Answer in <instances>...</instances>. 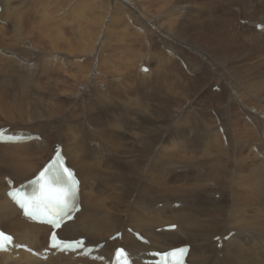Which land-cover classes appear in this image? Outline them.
Here are the masks:
<instances>
[{
	"label": "bare ground",
	"instance_id": "1",
	"mask_svg": "<svg viewBox=\"0 0 264 264\" xmlns=\"http://www.w3.org/2000/svg\"><path fill=\"white\" fill-rule=\"evenodd\" d=\"M31 1L0 0V53L5 57L0 56L14 60L19 66L15 68L7 64L9 70L0 69V73H4L1 80L5 82L11 78L25 93H29L31 106L27 111L18 109L22 117L23 112H27V117L40 119L38 108L43 105V118L59 116L60 127L54 133H48L37 123L33 124L36 129L15 126L11 128L12 131L30 132L41 139L0 142V228L13 234L18 243L39 251L47 248L50 228L22 216V211L7 196L10 188L7 179L14 181V187L31 179L52 156L55 144H60L67 164L76 170L81 180L82 205L75 219L65 223L59 231L62 239L84 237L88 245L104 242L99 253L107 259H111L116 247H125L138 263L142 258H151L147 256L149 251L163 252L189 244L188 262L191 264H264V114L250 107L253 97L264 98V57L258 56L256 51L259 45L264 44V29L256 30L257 25H264V22L255 15H251V18L240 16L243 12H253L254 6L244 0H224L226 3L222 4L221 10L223 7L228 9L226 4L230 8L229 3H232V7L236 6V12L232 8V12L223 9L228 13L227 20L232 21H219L217 24L208 19L211 24H217L211 27L200 21L194 15L196 12L187 16L183 11H177L175 8L178 6L173 3L175 0H166L163 14L169 17L174 11L178 16L173 23L165 24L149 19L151 15L147 8L138 3L135 6L133 0H109V4L108 0L100 4H94V0ZM206 1L211 6L219 4L215 0ZM234 1H240L243 8L233 4ZM13 3L24 11L33 8L24 12ZM122 3L127 4L128 9L122 15L125 19L121 32L124 38L130 40L128 45L123 42L131 51V56L124 59L129 62L127 71L130 75L123 76L127 83L121 79L124 84L116 85L110 76L112 71L116 72L111 69L115 66L113 54L108 53L112 48H105L108 52L101 48V44L112 37V29L110 27L109 31L108 25L105 26L100 37L98 31L103 29V18L110 7L112 11L119 7V12L110 15L113 23H109L121 21V16L114 17V14H119L120 9L125 10ZM51 4H57L54 10L49 9ZM107 4L112 6L107 7ZM89 8L97 19H94L96 24L98 20L101 22L96 29L86 13ZM213 8L217 9L216 6ZM233 17L237 23L239 19L250 18L247 23L254 20L252 33L245 35L244 32L251 29L239 23L242 31H238ZM83 23L89 25V31L81 28ZM220 23L221 26H218ZM4 25L12 26V31L9 32L10 27L5 29ZM34 29H38L40 34ZM164 31L166 33L163 35ZM117 34L119 36L118 31ZM176 35L202 43L199 45L214 59L221 61L228 74L241 80L239 82L244 85L245 91L237 88L230 98L251 113L242 110L245 112L243 123L232 111L231 105L219 103L227 105L231 116L237 117L228 121L218 118L216 125H207L198 116L196 120L192 116L194 120L190 121L186 114L181 137H173V132L162 133L159 118L161 110L168 109V101L159 102L160 87H172L168 78L170 70L172 67L183 70V64H186L182 59L178 62L173 58L177 56L170 45L176 44L170 39ZM88 36L91 40H95L96 36L99 38L98 45L97 41L94 44L98 46L96 50L93 45L90 46L93 41ZM136 39L138 41H133ZM19 46L25 47L23 54L9 49L7 53L5 51L7 48L19 49ZM90 47L92 52L89 51ZM166 47L172 50L166 53ZM153 49L168 58L171 66L162 65L161 55L157 57V67L149 65L154 63V54L150 52ZM178 52L186 57L183 51ZM35 60L37 64L34 65H38L37 71H41V75L45 73L50 76L60 70L58 76H63L64 84H60L63 93L52 95L50 89L37 91L40 84H35V76H21L19 70ZM186 61L189 65L188 58ZM142 66H151L147 73L152 75L150 80L141 71ZM56 79L58 77L54 79V85H57ZM98 79L104 82L99 83ZM103 83L106 85L104 89L101 86ZM109 85L116 88L111 89ZM149 95L155 100L153 104L146 101ZM69 105L71 107L67 112L65 110ZM148 113L151 122L143 125L142 115L147 116ZM126 121H132V125ZM188 124L194 127L193 132L187 129ZM6 126L0 125V128ZM127 128L130 129L129 136L124 138L120 131ZM173 163L186 172L176 173L179 183L170 185L171 181L166 176L174 172ZM26 173L31 175L19 180L20 175ZM170 192L180 195L172 199L169 198L173 195ZM132 197L134 201H131ZM175 203L181 205L176 207ZM171 224L177 225L176 230L163 229ZM127 228L140 232L148 243L138 241ZM157 228H161V231H157ZM117 232L122 233L121 238L110 239ZM230 233L232 235L226 238ZM214 238L221 240V247H217L219 241H214ZM165 242L171 243L161 247ZM220 254L222 259H219ZM0 264L104 263L88 257L78 258L73 254H55L53 251L47 259H42L24 249H13L11 253H0Z\"/></svg>",
	"mask_w": 264,
	"mask_h": 264
},
{
	"label": "rangeland",
	"instance_id": "2",
	"mask_svg": "<svg viewBox=\"0 0 264 264\" xmlns=\"http://www.w3.org/2000/svg\"><path fill=\"white\" fill-rule=\"evenodd\" d=\"M157 1H159V2H157ZM180 1L176 2V0H175L173 2V3H176V5L178 6V8H175L177 11H183L187 16H188L189 13L191 14V12H193V14L196 12L197 14L195 13L194 15L195 16L197 15V17L200 18V21L206 22L209 26L211 25V27H213V25H217L219 21L220 22L223 21L224 23H228V22L232 21L231 19H230L231 21L227 20L228 13L225 12L223 9H225L227 11H231L230 9L232 8V10L234 12H236V10L234 9L236 6L232 7V3H229L230 4V8L228 7L227 4L225 6L229 10L223 7V9H222L223 11H222L220 8H222L221 6H222L223 3H226V1H224V0H215L219 4L214 5V6L213 5L211 6V4H209L206 0H191V1L190 0H188V1L183 0V4H182V0H180ZM244 1L246 3L254 6L253 7V12H250L249 14L243 12V13H241L240 16L241 17H246V16L250 17L251 15H255L258 20H261V22H264V0H244ZM31 2L32 1L29 0V3H31ZM102 2H103V0H94V4L95 3L100 4ZM153 2H155V3H153ZM16 3H18V2H16ZM26 3H28V0H27ZM135 3H138L139 5L145 6L147 8V10H148V13L151 15V17L149 19H153V21H158V23H160V24L161 23H164V24L165 23H173L174 19L176 20V16H178V14H175L174 11H172V13L170 14L169 17H165L164 16L165 14H163V10H164L163 7L165 8V6H166V3H167L166 0L165 1L164 0H137V2H136V0L135 1L133 0V4L134 5H135ZM205 3H206V5L208 7L205 5ZM19 4L20 3H18V5ZM108 4H109V0H108ZM108 4H107V7H110V5L112 3L110 5H108ZM233 4H236V5H238V7H240V8L242 7L243 8V5H242V3L240 1H234ZM13 5L16 8L18 7L19 8V9L17 8L18 10L24 11V10H22L21 6H16L14 3H13ZM56 5L55 4H53V5L51 4L50 5L51 7L50 8L47 7V8H49L51 10H54V8H55L54 6H56ZM121 6L123 8H125V10L124 9H120V13L119 14H114V17H117L118 15H120L121 16V21L116 22L115 24H111V23H113V20H112V17L110 15H112L113 13L119 12V10H118L119 7L118 8L116 7L117 10L114 9L113 11H112V9H113L112 7H110L111 10L109 8H107L109 10H106L107 13H105L104 18H103V22H102L103 23L102 24V28L103 29L98 31V35L100 37L101 34L103 33V30H104L105 26L108 25L107 27L109 28V31H111V29H112V31H111L112 37H110L109 40L106 39L104 41L106 43L103 42L101 44L102 45L101 48L102 49L103 48L104 49L105 48L108 49V47H109V49L112 48V50H109V52L106 49H105V51H107L109 54H113L111 56L114 57L113 63L115 64V66H113L114 68L112 67L111 69H114V71H116V72L112 71L110 73V76L112 78H114V83L116 85H123L124 83L128 82L127 80H125L126 77H123V76L129 74V72L127 71L129 62H127L124 59L126 57L129 58L131 56V53H130L131 51H130V49L127 48V45L130 43V40H128L129 39L128 37H127L128 39L124 38L125 35L123 36L122 32H121L124 29V27H123L124 26L123 18L125 19V17L122 16V15H124L125 11L128 10V9L126 10L127 4L122 3ZM215 6L217 7V9L213 8ZM31 8H33V6L30 7L29 9H31ZM40 8H42V7L40 6ZM203 8L204 9L206 8V9L204 10ZM212 9H213V11H212ZM4 10H5V8L3 9V11ZM28 10H25V11H28ZM202 10H203V12H202ZM4 12H2V13H4ZM86 13H87V15L89 17V20H90L93 28L96 29V25L99 26V24L101 22L98 20V22H97L98 24H96V21L94 20L96 18L93 15V10L91 8H89ZM207 14L211 18H209V16ZM214 14H216V15H214ZM106 16H107V18H106ZM213 17H215V18H213ZM220 17H221V19H220ZM3 18L7 19L6 21H8V18H6V17H3ZM202 18L203 19L205 18V19L203 20ZM250 18H246L247 19V20H245L246 22H244V19H241V20L239 19V21H238V23L241 24V26L249 27L251 29V30L248 29V31H245L244 32L245 35H248V34L252 33V28H254V25H253V21L254 20L250 21V23H247V21H249ZM146 19H148V17ZM156 19H158V20H156ZM208 19H210V20L212 19L211 21H216L217 24L215 22H213L214 24L213 23L211 24L210 23L211 21L208 22ZM233 20H234V17H233ZM8 22H10V21H8ZM109 22H111V23H109ZM223 22H221V23H223ZM221 23L218 26H221ZM238 23L235 21V23H234L235 28L238 31H242V29H240L241 27L238 25ZM110 24L112 26L113 25L114 26L112 27V26H110ZM85 25L86 24L83 23L81 28L87 29L89 31L90 30L89 25H86V26ZM110 27H111V29H110ZM114 27L117 28V29L119 28V29L116 30ZM4 28L5 29L9 28V30H10L9 32L12 31V26H10V25L9 26L4 25ZM137 28H140V27H137ZM113 29L116 32H114ZM34 31H36L38 34H40V31L38 29H34ZM101 31H102V33H101ZM109 31H108V34H109ZM117 31L119 33V36H117L118 35ZM93 32L94 31L92 30L91 35H90L91 39H92V33ZM131 32H133V31H131ZM133 33L135 34L136 32H133ZM164 33H166V32L164 31L162 34L164 35ZM136 35H138V34H136ZM90 36L87 37L89 40H91ZM88 39H87V42H88ZM98 39L99 38L96 36L95 40L94 39L91 40V42L93 41V43L90 46L92 47V45H93L94 46V50H96L97 47H98V46H96V45H98V42H99V41H97ZM164 40L165 41H169V39H164ZM107 41H109V42H107ZM133 41L136 42L138 40L136 39V40H133ZM170 41H172L173 43L176 44V45H174V44L170 45L171 48H174V52H175V54L177 56V57L173 56V58L175 60H177L178 62H180V60L182 59L183 61L186 62V64H187L186 60L188 58L189 65L187 64V66H186V64H183L184 65V68L182 67L183 70L181 68H180V70H178V69L172 67V70H170V72H169L170 74H169V77H168L169 78V83L171 84L172 87L167 88V89H165L163 87H160V92H159V95H160L159 98L160 99H158L159 102L160 101L164 102V100H166V102L167 101L169 102V103L167 102L168 109L167 110H161L162 113L160 114V118H159L160 121H161L160 124H161L162 133H164V135H166V134H169V133L173 132V135H172L173 137L176 138L175 135H178L177 137H181L180 134H181V132L183 130L182 126H183V124H185V122L183 121V117H184V115L186 116V114L189 116L190 121L194 120V119L196 120V119L199 118V119H201V121L204 124H207V125H211V124L212 125H216L218 118L225 119V120L228 121L230 118L231 119H235L237 116L240 118V120L243 123L242 116L245 114V112L247 114H251V113H249L247 111V109L243 105H241V103H238L237 101L233 103V100L230 98L231 95L234 93V91L237 88H239L242 91H245L244 85H242L239 82L241 80L240 79L236 80L235 78H233L232 75H230V73L228 74L227 73L228 70L224 67V64L221 61H218V60L214 59L211 55H209V53H207L208 51H205L202 48V46L199 45V44H202V43L195 41V39H192L190 37L186 38V37H181L179 35H176L175 38L172 39V40L170 39ZM95 42H96V45H94ZM123 42H124V44L127 43V45L125 46L123 44ZM109 44H110L111 47L109 46ZM120 44H123L124 46L123 45L120 46ZM159 45H160V43H159ZM159 45L157 44V47ZM161 46H162V48L164 47V43L163 42H162ZM177 46L179 48H177ZM91 47H90L91 50H89L90 52H92V48ZM95 47H96V49H95ZM18 48L19 49L7 48V49H5V51L9 49V51L20 52L21 54H23L22 52L25 50V47L19 46ZM117 49H119V50H117ZM175 49L178 50V51H183L187 58L181 52H178ZM263 49H264V44L261 45V46L259 45V48L256 50L258 56L264 57V52H263L264 50ZM168 50H172V49L166 47V49H165L166 53H168ZM145 51L149 52L146 49H145ZM150 52H151V54L152 53L154 54V56L152 57V59L154 60V63H149V65H153V66L157 67L156 63H158V61L156 62V60H157V57H159L161 55V57H162V60H161L162 65L171 66V62L168 60V58H166L164 55H162L160 51H158L157 49H153ZM6 53H7V51H6ZM1 55H3V54H1ZM121 57H122L123 60L121 59ZM146 57H149V55L146 54ZM121 60H122V62H121ZM123 61H126V62L123 63ZM37 62L39 63V61H37ZM143 62L145 63V61H143ZM7 64L12 65L15 68H19L18 64L14 60H9L7 58H3L2 56H0V69H2L3 71L9 70L10 67ZM34 64H37L36 60L35 61H31V63H28L26 65L27 66L26 68H24V69L21 68L22 70H24V71L19 70V73L21 74V76H23L24 78H29L30 76H35V84L36 83L40 84V86L38 87L37 91L43 92L44 90H48V91L52 90V92H51L52 95H55V93H57V92L58 93H60V92L63 93L64 92V91H61V89L63 87L60 85V84L63 83L62 82V77L63 76H61V75L58 76V74L60 73V70H57L55 74H52L50 76H47L45 73H42L43 75H41V73H39L41 71H37V69L39 68L38 65L35 66ZM125 66H126V68H125ZM149 67L151 68V66H149ZM118 68L120 69V73H119V69ZM71 73H73V72H71ZM134 73H135V71L132 74V78L134 76ZM0 75H1L0 76V125L1 126L2 125H7L8 127H10V130H12L11 128L15 127V126H27V127L36 129V127L33 126V124L37 123L38 125H42L43 129L46 132H48V133H54L56 130L59 129V127H60L59 116L57 118L56 117L55 118H43V105H39V108H38L39 112H40V115H41L40 119L30 118L29 115L27 117L26 116L28 114L27 112H23V117H22V114H20L22 112L20 110V113H19L18 109H25L27 111L28 108L31 106L30 103H29V93H25L18 85L15 84L14 80L11 79V78H9V81L5 80V82H3L1 80V78L4 77L3 76L4 73H0ZM96 76H98V75H96ZM49 77H51V78H49ZM56 77H58V79H56V84L60 85V86L54 85L53 81H54V79ZM145 77H148V79L150 80L152 75L146 73ZM98 78H99V76H98ZM121 79L124 80V83L121 82ZM69 81L71 83V78L69 79ZM97 81L99 83H102L101 81H103V79H98ZM215 83H217V85H215ZM103 84L101 86L104 89V88H106V85L105 84L103 85ZM212 85H214V86H212ZM215 86H217V88H215ZM109 87H111V89L112 88H116L113 85H109ZM31 91H30L31 93L35 92L34 90H31ZM41 94H40V96H41ZM164 95H166V96L164 97ZM217 95H219V96H217ZM168 96H170V97L172 96L171 97L172 101H171L170 97L167 98ZM164 98H166V99H164ZM49 100H51V99H49ZM146 101L149 104H153L155 102V100L150 95L146 97ZM55 102H57V101H55ZM219 103L231 105L232 106V111L234 113H236L237 116L236 117H235V115L231 116V111H229L228 108H227L228 106L227 105H218ZM82 106H84V104H82ZM70 107L71 106L69 105V107H67V109L65 111L68 112ZM165 107H166V105H165ZM165 107H164V109H166ZM250 107L254 111L261 110L262 113L264 114V98L262 96L253 97V100L250 103ZM84 108H85V106H84ZM15 110H18V112L15 111ZM242 110L245 111V112H243ZM15 112L17 114H19L20 116H18ZM217 112H219V114ZM24 115H25V117H24ZM176 116H177V118H176ZM192 116H194L195 118L192 119L193 118ZM197 116H198V118H197ZM61 117H63V115H61ZM150 117H151V115L149 116V113H148L147 116H143L142 115V118H141L142 120L141 121L143 122V125H149L150 124V122H151L150 121ZM246 118H247V116H246ZM167 120H169V121H167ZM127 123L132 125V121H129ZM177 123H178V126H177ZM164 126H166V127H164ZM167 126H168V128H167ZM180 126H181V128H180ZM188 126L189 127L187 129L189 131L193 132L194 131V127L191 124L190 125L188 124ZM129 131H130V129L127 128L125 130H121L120 133L125 138V137L129 136ZM173 164L174 165H173L172 169L174 170V172L171 170L172 172H170V174L166 176L171 181L170 185H173L174 182L176 184L179 183L178 182L179 180H176L177 179V174L176 173L179 174V173L186 172L185 170L177 167V164H175V163H173ZM162 174H163V172L161 171L160 175H162ZM30 175H31L30 173L22 174V175H20L19 180H22V179H24V178H26V177H28ZM170 194H173V195L169 196V198H172V199L173 198L175 199V198H177L180 195V193H174V192H170ZM220 199H218V200H220ZM131 201H134V197L131 198ZM159 229L160 228H157V231ZM214 241H216L215 238H214ZM170 243L171 242H165V243L162 244V246L161 245L160 246L164 247V246H167V244H170ZM172 243H174V242H172ZM203 251L205 252V250H203ZM219 259H222L221 254L219 256Z\"/></svg>",
	"mask_w": 264,
	"mask_h": 264
},
{
	"label": "snow or ice",
	"instance_id": "3",
	"mask_svg": "<svg viewBox=\"0 0 264 264\" xmlns=\"http://www.w3.org/2000/svg\"><path fill=\"white\" fill-rule=\"evenodd\" d=\"M3 137H0L2 139ZM38 181L41 182V189L39 196L32 198L19 197L26 209L37 211L42 206H51L50 214L52 216V223L56 227H60V219L66 215V209H69L72 205L77 182L73 179L72 173L64 168L63 165L57 160L51 162L43 171L39 173ZM14 199L18 198L17 190L9 193ZM172 227H175L174 225ZM54 243L52 247L68 249L72 247H79L80 241H63L53 234L52 237ZM13 243V238L9 235H5L0 232V248L6 247V245ZM187 247L171 249L163 253H156L159 257V264H184V257L187 254ZM118 264L120 259L124 258V264H128L126 254L121 249L117 253Z\"/></svg>",
	"mask_w": 264,
	"mask_h": 264
}]
</instances>
